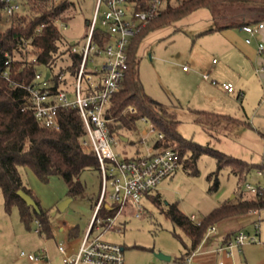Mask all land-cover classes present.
I'll use <instances>...</instances> for the list:
<instances>
[{"label":"rangeland","instance_id":"1","mask_svg":"<svg viewBox=\"0 0 264 264\" xmlns=\"http://www.w3.org/2000/svg\"><path fill=\"white\" fill-rule=\"evenodd\" d=\"M71 1L74 6L67 12L63 25L58 23L64 40L59 43V55L52 72H57L60 66L70 61L66 50L68 43L74 41L77 47L83 44L87 24L93 14L94 0ZM230 12L247 14L250 11L233 7ZM239 17L230 15L226 19L214 18L206 7H199L174 22L148 31L136 52L138 75L145 94L178 120L176 129L182 136L247 162H264V139L260 135V131H264V74L255 71L264 67V61L261 64L251 54L245 55L247 52L242 50L244 34L237 27L208 31L224 20ZM6 25L8 22H0V28ZM228 48H232V51L226 58L225 51ZM213 57L218 60L215 66L222 69L219 73L222 78L209 75V84L221 90L223 82L230 83L234 88L233 93H226L223 89V92L213 90L203 80L202 74L209 72L208 66ZM102 60V56L95 58L98 67ZM183 66L189 69L187 73L182 71ZM46 71L45 67L41 68L42 73ZM212 80L216 83L213 84ZM238 93L242 95L238 97ZM191 109L229 115L241 123L237 125L220 120L213 126H207L196 121ZM125 113L123 110L121 114ZM151 128L148 121L137 119L135 129H122L114 137L113 151L120 157L146 152V148L158 137ZM196 167V174H189L179 167L159 185L156 192L161 195L162 206L176 202L181 212L187 216L193 214L200 221L213 207L225 201L239 196L252 197L254 193L247 189L246 183L264 188V173L255 170L242 183H238L227 167L222 168L215 177L211 174L216 167L215 160L208 154L198 158ZM19 172L23 184L31 189L40 206L49 210L53 235L48 238L39 235L35 231L37 223L34 220L27 229L20 221L16 206L5 209L0 190V264H44L45 261H28L20 252L34 254L38 248H45L49 258L51 255L59 256L57 246L65 248L76 239L77 233L73 232L76 229L73 228H77L81 236L90 224L93 212L88 196L94 199L98 196L101 179L97 170H84L79 179L88 196L71 198L61 210L57 207L58 203L68 198L67 185L62 177L52 175L47 181H42L28 166H20ZM216 178L218 184L214 187ZM110 191L111 186L108 184L106 192ZM105 200L109 201L108 197ZM139 202V215H135L137 210L132 205H127L114 217L113 227L105 230L104 227L93 228L92 235L101 233L102 240L120 245L124 264H178L185 246H189L188 237L170 222L150 197L143 196ZM263 220L262 208L259 214L232 216L214 224V227L223 230L225 226H231L253 233L255 224L261 231ZM257 242L242 246L238 264L261 263L264 252L257 249ZM158 254L168 258L161 259Z\"/></svg>","mask_w":264,"mask_h":264},{"label":"trees","instance_id":"2","mask_svg":"<svg viewBox=\"0 0 264 264\" xmlns=\"http://www.w3.org/2000/svg\"><path fill=\"white\" fill-rule=\"evenodd\" d=\"M131 1L132 9L138 11L150 9L153 2ZM2 6L3 2L0 0V22H8L4 28H0V190L5 209L9 210L16 206L22 224L29 229L30 223L36 221L37 232L48 238L53 235L49 210L42 208L31 189L23 184L19 167H30L42 181H47L52 175L62 177L67 185V196L71 198L88 196L84 184L79 179L84 170H97L100 176L99 162L94 151L82 144L85 133L76 108H59L60 124L58 129H54L38 122L32 109L27 106L26 86L41 67L52 72L57 62L59 43L64 40L58 23L66 19L67 12L73 8L74 2L25 0L20 10L9 17L2 12ZM199 7H206L214 18L226 19L230 15H240L238 19L224 20L208 31L240 27L245 23L264 22V0H160L155 15L141 25L130 39L127 68L107 111V116L113 119V122L107 125L108 132L114 142V137L119 135L120 130H133L136 120L144 118L153 130L161 134V137H157L153 142L154 146L174 149L179 155V167L187 173L196 174L198 158L208 154L214 158L216 165L212 175L216 177L222 168L227 167L230 173L236 176L238 183H242L253 170L264 173V162H247L182 136L176 129L178 120L145 94L138 75L136 52L143 36L148 31L174 22ZM233 7H243L250 12L247 14L230 12ZM93 38L101 45L109 38V33L97 26ZM70 43L67 45V51ZM7 60L8 64L5 63ZM6 68L9 71L8 79L1 74ZM59 69L63 70L62 66ZM68 69L75 73V64L69 65ZM52 80L54 87H57L60 80L56 75ZM127 106H132L133 110L121 114ZM191 112L195 114L197 122L207 126H213L220 120L231 121L237 125L241 123L232 116L207 110L191 109ZM260 135L264 139V132L260 131ZM217 184L216 178L213 186L216 187ZM19 189L33 198L38 210L25 203L17 194ZM154 193H145V196L150 197L170 222L180 228L189 239V246H185L178 264H183L185 258L197 249L210 226L232 216L264 208V188L258 187L252 197L239 196L225 201L213 207L199 223H196L190 215L181 212L176 202H168L162 206L160 193ZM88 197L92 203V210H95L99 193L95 199ZM117 209L118 204L105 200L104 197L95 216L101 219L102 226H106L108 218H113ZM229 237L228 235L227 238Z\"/></svg>","mask_w":264,"mask_h":264},{"label":"built area","instance_id":"3","mask_svg":"<svg viewBox=\"0 0 264 264\" xmlns=\"http://www.w3.org/2000/svg\"><path fill=\"white\" fill-rule=\"evenodd\" d=\"M3 2L2 12L9 17L20 10L25 0H1ZM94 10L88 21L87 32L84 42L80 47L72 41L68 50L70 61L62 66L63 70L49 73L36 72L33 80L26 86L28 90L27 106L34 112L35 118L42 125L58 129V109L61 107H73L78 110L84 137L82 144L90 147L99 162L101 186L99 198L95 205V212L77 252L73 256H64V264H78L79 262L90 264H123L122 247L115 243L102 240L101 233L92 235L93 228H111L113 218H108L106 226L101 225V219L96 218L97 209L104 197L118 204L117 213H120L127 205H132L139 215L141 209L140 198L145 193L156 192L159 185L168 177L172 176L179 167V155L171 148L154 146V143L146 148V152L133 156H123L112 149L113 138L108 132V123L113 119L107 116L111 105L112 96L118 90L127 68V51L131 37L136 34L139 27L151 19L156 12L160 0H153L148 10L138 11L132 9L131 0H94ZM100 24V26L98 25ZM63 25V22H59ZM65 26V24H64ZM101 27L108 31L109 38L103 44H99L93 38L94 29ZM264 28V22L253 24L245 23L240 29L246 33L244 41L250 43L253 37H257ZM264 43L260 39L257 42L258 52H262ZM102 56L100 67L97 66L95 58ZM8 61H5L8 64ZM212 62H216L214 58ZM75 64V73H71L68 66ZM43 68V67H42ZM183 69H186L183 66ZM257 72L264 71V67L256 69ZM5 78H9L8 69L1 71ZM60 80L54 87L53 76ZM205 79H210L209 73L202 74ZM212 83L216 82L212 80ZM223 89L233 92L230 83H222ZM127 110H133L127 106ZM144 120V118H141ZM153 130V127L151 128ZM158 134V138L161 134ZM111 191L106 192L107 185ZM249 191L255 193L258 187L246 183ZM190 218L196 223L193 214ZM210 226L207 234L214 231ZM258 224L254 225L253 233L239 229L223 240L214 248L217 254L229 255L234 250H240L245 243L258 241ZM64 253L63 246H58ZM29 260L43 258L42 254L20 252ZM193 252L189 254L183 264H193ZM216 264H226L220 259Z\"/></svg>","mask_w":264,"mask_h":264},{"label":"crops","instance_id":"4","mask_svg":"<svg viewBox=\"0 0 264 264\" xmlns=\"http://www.w3.org/2000/svg\"><path fill=\"white\" fill-rule=\"evenodd\" d=\"M237 29H238V31H241L244 34V38H245L246 37V33L244 31H242L240 29V27H237ZM260 39L264 43V28L262 29L261 33L257 37H253L252 38V40H251L250 43H246L244 41L245 44H244V47H242L243 48L242 50L245 51V52H247V53H245V55L246 54L247 55L251 54V56H253L255 59L258 60V62H260L262 64L263 61H264V57L262 56L264 50L262 52H258V50H257V42ZM230 47H232V46H230ZM231 49L232 48H230V50H229V48H228V50L226 49V51H225L226 58H228V55H231L230 54V51H232ZM214 58L215 57H213L211 59V62L209 63V66H208L209 67L208 68L209 69V72L208 73H209L210 76L211 75H215L218 78H222L220 76V74H219L222 69L220 70V68L217 65L215 66V64L218 63V60H216V62H214V63L212 62V60ZM182 71H184L185 73H187L189 71V69H183ZM256 73H259L260 75H263L264 74V71H260V72H257L256 71ZM203 80L206 82V84L210 88H212L213 90H216L218 92H223V90L226 93H233L234 92V91L233 92H227L225 89H223V87H221V90H219V88H215V87L211 86V84H209V79H205L203 77ZM224 81H226V80H224ZM227 81H229V80H227ZM241 95H242L241 93H238V97L241 96ZM262 132H264V131H262ZM262 155H263V158H264V146H263V154ZM255 163H258V162H255ZM261 210L262 209L255 210V211H250L248 213H250L251 215H255L256 213L259 214ZM92 212H93V215H94L95 210H92ZM221 221H223V220H221ZM89 225H87L86 231L88 230ZM37 228H38V223H37ZM37 228L35 229V231H37ZM73 229H76V230L73 231V232L77 233V235L75 236L76 239H74L73 241L69 242L65 246V248L63 247L64 248V253H61L59 251V249H58V246H57V250H58L59 256H57V255H51V257L49 258L50 255L47 253V250L45 248H41V249L38 248L37 251L35 252V254H42L43 255V258H39L37 260H29L27 258L28 261H32V262H38V261H42L43 262V261H45V262H43L44 264H64L63 261H62L63 256H65V255L66 256H73L77 252V250H78V248L80 246V243H81V241H82V239H83V237H84V235L86 233V231H84V233L81 234V236H79V232L77 231V228H73ZM239 229L240 228H237V227L225 226V228H223V230H218V229L216 230V228H215L214 231H212L211 233L205 235V237L203 238V240L200 243V245L193 252L194 253L193 254V260H194V263L193 264H216L217 261L220 260V259L224 260V262L226 264H238V256L240 255L239 253L240 252H243L242 247L240 248V250H234L235 251L234 253L232 251V253L229 254V255L217 254L216 252H214V248L218 244L222 243L223 240L227 239V236L228 235L231 236L230 234H232L233 232H236ZM75 233H73V235H75ZM71 235H72V233H71ZM258 242H257L258 244L256 246L257 249L259 248V249L262 250V252H264V224L262 226L261 231L258 233ZM253 243H255V242H253ZM262 255H263V257H262L263 259H262V261H261L260 264H264V253H262Z\"/></svg>","mask_w":264,"mask_h":264},{"label":"water","instance_id":"5","mask_svg":"<svg viewBox=\"0 0 264 264\" xmlns=\"http://www.w3.org/2000/svg\"><path fill=\"white\" fill-rule=\"evenodd\" d=\"M42 68V67H41ZM49 75L48 72L45 73V77L47 78ZM17 194L25 201V203L29 206H31L32 208H34L35 210H38V206L37 204L35 203V201L33 200V198L28 194L26 193L25 191L19 189L17 191ZM71 201V197H68L64 200H62L61 202L58 203L57 207L61 210H63L67 204ZM159 258L161 259H167L168 257L165 256L164 254H158L157 255Z\"/></svg>","mask_w":264,"mask_h":264}]
</instances>
